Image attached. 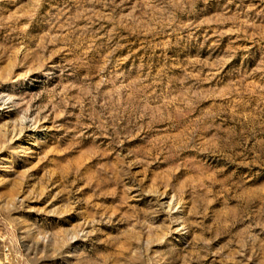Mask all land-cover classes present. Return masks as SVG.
<instances>
[{
  "label": "rangeland",
  "instance_id": "374dc122",
  "mask_svg": "<svg viewBox=\"0 0 264 264\" xmlns=\"http://www.w3.org/2000/svg\"><path fill=\"white\" fill-rule=\"evenodd\" d=\"M0 264H264V0H0Z\"/></svg>",
  "mask_w": 264,
  "mask_h": 264
}]
</instances>
